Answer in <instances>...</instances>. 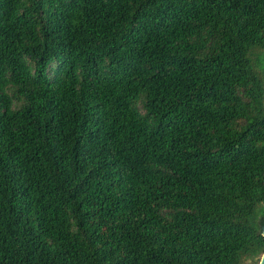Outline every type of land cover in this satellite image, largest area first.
Returning a JSON list of instances; mask_svg holds the SVG:
<instances>
[{
  "label": "trees",
  "instance_id": "1",
  "mask_svg": "<svg viewBox=\"0 0 264 264\" xmlns=\"http://www.w3.org/2000/svg\"><path fill=\"white\" fill-rule=\"evenodd\" d=\"M264 0H0V264H258Z\"/></svg>",
  "mask_w": 264,
  "mask_h": 264
},
{
  "label": "water",
  "instance_id": "2",
  "mask_svg": "<svg viewBox=\"0 0 264 264\" xmlns=\"http://www.w3.org/2000/svg\"><path fill=\"white\" fill-rule=\"evenodd\" d=\"M261 235L264 236V226L262 227ZM258 264H264V252H263Z\"/></svg>",
  "mask_w": 264,
  "mask_h": 264
}]
</instances>
